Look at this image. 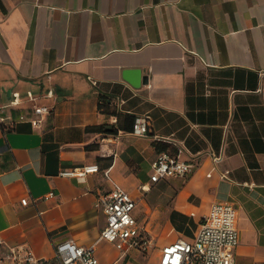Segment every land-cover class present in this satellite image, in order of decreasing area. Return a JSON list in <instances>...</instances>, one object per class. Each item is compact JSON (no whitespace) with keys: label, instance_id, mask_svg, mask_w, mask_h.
<instances>
[{"label":"crops","instance_id":"obj_1","mask_svg":"<svg viewBox=\"0 0 264 264\" xmlns=\"http://www.w3.org/2000/svg\"><path fill=\"white\" fill-rule=\"evenodd\" d=\"M128 69L147 83L135 88ZM29 93L53 113L40 119ZM101 96L148 118L150 134L88 130L117 122ZM0 118V257L52 258L73 239L123 264L96 206L121 187L139 221L163 227L154 264L217 201L238 211L235 264H264V0H0ZM155 142L193 170L151 182Z\"/></svg>","mask_w":264,"mask_h":264},{"label":"built area","instance_id":"obj_2","mask_svg":"<svg viewBox=\"0 0 264 264\" xmlns=\"http://www.w3.org/2000/svg\"><path fill=\"white\" fill-rule=\"evenodd\" d=\"M32 108L40 115L47 117L54 111L53 105H42L37 96L29 93ZM9 119L14 122L12 116ZM20 120L28 119L21 115ZM0 121H4L0 118ZM37 121V120H36ZM134 131L140 135L150 134L148 118H138ZM98 164H91L82 169L64 172V175L84 178L89 173L99 171ZM193 170V164L181 159L178 155L163 151L152 163L151 182L162 179L186 177ZM143 190L145 188L143 187ZM53 197V193L48 195ZM29 199H22L28 205ZM138 201L121 187L102 193L96 200L106 216V225L100 239L114 244L123 253L131 248L148 252L154 245L149 226L139 221L135 215ZM240 242L238 211L231 202L217 201L201 219L194 236L187 240L179 238L167 243L160 249L158 264H235V249ZM100 264L95 246H81L73 239L64 240L56 245L52 258L36 257L31 251L22 248H11L0 257V264Z\"/></svg>","mask_w":264,"mask_h":264},{"label":"trees","instance_id":"obj_3","mask_svg":"<svg viewBox=\"0 0 264 264\" xmlns=\"http://www.w3.org/2000/svg\"><path fill=\"white\" fill-rule=\"evenodd\" d=\"M112 102L109 98L105 96H101V103L100 108L104 113L114 115L117 117L116 124H102L94 127L88 128V130L103 134H117L120 130L132 132L134 131V125L137 120V116L131 113H122L119 112L116 108L112 107ZM156 149L161 153L163 151H167L171 154L176 155L175 153H172L168 151L169 145L167 143L162 142H155L154 143Z\"/></svg>","mask_w":264,"mask_h":264},{"label":"rangeland","instance_id":"obj_4","mask_svg":"<svg viewBox=\"0 0 264 264\" xmlns=\"http://www.w3.org/2000/svg\"><path fill=\"white\" fill-rule=\"evenodd\" d=\"M143 209L140 207V217H143ZM149 229L152 231V234L158 239L163 232V227H158L154 222H151ZM189 240V239H187ZM157 246L153 245L149 248L148 252H143L137 248H131L129 251L125 252L122 257L123 264H154L157 258ZM136 260V261H135Z\"/></svg>","mask_w":264,"mask_h":264},{"label":"water","instance_id":"obj_5","mask_svg":"<svg viewBox=\"0 0 264 264\" xmlns=\"http://www.w3.org/2000/svg\"><path fill=\"white\" fill-rule=\"evenodd\" d=\"M127 77L135 88H139L142 83L145 84L148 80L146 76L142 75V71L140 69H128Z\"/></svg>","mask_w":264,"mask_h":264}]
</instances>
